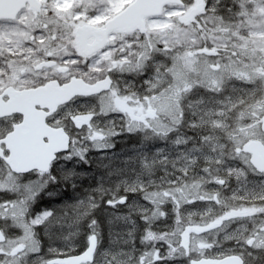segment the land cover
<instances>
[{
	"label": "snow or ice",
	"instance_id": "obj_1",
	"mask_svg": "<svg viewBox=\"0 0 264 264\" xmlns=\"http://www.w3.org/2000/svg\"><path fill=\"white\" fill-rule=\"evenodd\" d=\"M0 264H264V0H0Z\"/></svg>",
	"mask_w": 264,
	"mask_h": 264
}]
</instances>
